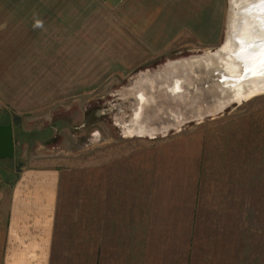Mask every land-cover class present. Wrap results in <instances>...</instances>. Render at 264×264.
Wrapping results in <instances>:
<instances>
[{"label": "rangeland", "instance_id": "obj_1", "mask_svg": "<svg viewBox=\"0 0 264 264\" xmlns=\"http://www.w3.org/2000/svg\"><path fill=\"white\" fill-rule=\"evenodd\" d=\"M61 3L83 6L84 16L74 31L58 32V46L42 48V79L33 86L26 83L25 94L9 96V109L0 110V124L9 120L14 136V156L0 158V176L8 174L11 183L25 167L59 169L58 229L67 234L74 228L73 246L62 248L68 251V264L113 263L117 246L121 263L141 231L147 238V263L169 264L168 250L160 247L158 237L179 230V221L196 211L199 195L204 201L212 190L228 193L233 188L222 178L241 170L243 116L264 106L263 91L200 119L189 117L163 127L185 106L184 97L171 99L165 86L153 79H161L169 63L218 48L225 30L227 39L228 0H222L216 44L202 45L184 34L152 55L136 40L129 48L113 11L96 0ZM50 51L57 60L56 75ZM136 92L143 99L137 118L141 123L135 122L152 133H129L127 125L133 123L138 106ZM50 125L46 143L43 130ZM231 201H225L224 209L231 208ZM169 236L172 239L173 233ZM230 258L216 264H232Z\"/></svg>", "mask_w": 264, "mask_h": 264}, {"label": "crops", "instance_id": "obj_2", "mask_svg": "<svg viewBox=\"0 0 264 264\" xmlns=\"http://www.w3.org/2000/svg\"><path fill=\"white\" fill-rule=\"evenodd\" d=\"M96 1L113 11L118 30L130 40L129 48L136 40L146 54L167 49L184 34L199 44L214 45L221 31L222 0ZM61 5V0H0V110L9 109V96L25 94L26 83L33 86L42 79V48L58 46V32L74 31L83 18V6ZM54 55L50 51V64L57 62ZM57 72L56 64L53 75ZM260 107L243 116L241 170L222 178L233 188L228 193L212 190V197L202 201L199 187L196 211L179 221L176 233L162 230L159 245L168 250L169 264H216L225 257H231L232 264H264V106ZM59 175L55 167H25L12 187L0 185V264H49ZM228 199L232 206L224 209ZM239 202L242 213L236 214ZM141 232L133 238L135 246L129 235L132 245L121 263L117 246L113 263L106 264H150L143 247L147 238Z\"/></svg>", "mask_w": 264, "mask_h": 264}, {"label": "water", "instance_id": "obj_3", "mask_svg": "<svg viewBox=\"0 0 264 264\" xmlns=\"http://www.w3.org/2000/svg\"><path fill=\"white\" fill-rule=\"evenodd\" d=\"M231 1L228 0L227 18L229 13L233 11ZM235 7H237L238 16L234 18L239 24L240 21L241 24L244 22V12H246L247 7L256 8L255 19L257 21L264 20V3H261L260 0H240ZM248 12L250 14L254 13V11ZM232 40L238 48L240 42L237 38V32ZM225 42L226 30L225 37L220 44L223 45ZM221 45L213 51L205 52L201 57H192L169 63L165 66L161 79H153L156 83L165 86V91L171 99L176 101L179 94L184 97L182 101L185 106L176 111L179 114H175L173 118L168 119L170 121L164 124L163 127L170 123L176 125L177 122H182V120L189 117H191L190 119H200L209 113L218 112L230 103L243 101L253 89L251 81L263 79L261 83L264 84V39L253 44V46H256L255 50H252V52H255V60L253 61L234 56H232L233 59H230L227 55L228 50L221 48ZM237 48H234V53L238 56L241 47ZM247 84L251 85L247 86ZM262 88L264 89V87ZM135 95L137 96L138 106L135 107L136 111L133 113V123L127 125L130 130L129 133H152L151 128L147 129L144 125L139 124L141 122L137 119L138 110L143 96L140 92H136ZM137 120L139 123L135 122ZM157 128L161 129L162 126L157 124ZM13 156L14 136L12 124L11 122L0 124V158H12Z\"/></svg>", "mask_w": 264, "mask_h": 264}, {"label": "bare ground", "instance_id": "obj_4", "mask_svg": "<svg viewBox=\"0 0 264 264\" xmlns=\"http://www.w3.org/2000/svg\"><path fill=\"white\" fill-rule=\"evenodd\" d=\"M231 2L233 5L232 7L233 11L230 12L228 15L227 39L226 42L223 45H221V48L228 50L227 55L229 56L230 59H233L232 56H234L237 58L242 57L248 59L249 61H253L255 60V52H252V50H255L256 48V46H253V44H256L257 42H259V40L264 39V20L261 19L257 21L255 19L256 8L247 7L246 12H244L243 24H241V21L240 24L237 23L234 17L238 16V10H236L237 7L235 6L239 4L240 0H232ZM248 11H254V13L250 14ZM236 32H237L238 41L240 42L239 47H241L238 56L234 53V48H237V46L235 45V42L232 40V37L235 38ZM263 53H264V49H263ZM261 81H263V79L258 81H251L253 85V89L249 94H247L249 98L259 93H263L264 89L262 87H264V84H262ZM250 85L251 84H247V86ZM248 97H245L244 100L247 99Z\"/></svg>", "mask_w": 264, "mask_h": 264}, {"label": "trees", "instance_id": "obj_5", "mask_svg": "<svg viewBox=\"0 0 264 264\" xmlns=\"http://www.w3.org/2000/svg\"><path fill=\"white\" fill-rule=\"evenodd\" d=\"M7 122H9V120ZM52 127L53 126L50 125L46 128V130H43V132L45 134H44V138H42V139H46V140H43L46 143L50 141V135H51ZM45 131H47V132H45ZM36 135L37 134H35V136ZM18 176H19V173H17L15 175V177L11 181V183H9V181H7L8 180V178H7L8 174L0 176V178L2 177V179H3V182L0 180V185H9L10 187H12V185L17 180ZM239 203H240L239 207L237 209L235 208L236 214L242 213L241 202H239ZM60 205H61V202L59 201V198H58L57 206H56V213H55V220H54V228H53V235H52V242H51V252H50L49 264H68V258H69L68 251H66V252L62 251L63 250L62 248L64 245H66V247H68V248L73 246L74 228L71 229L72 225H70L71 230H69V233H67V234H66V232L60 233V231L58 229L57 216L59 214Z\"/></svg>", "mask_w": 264, "mask_h": 264}, {"label": "snow or ice", "instance_id": "obj_6", "mask_svg": "<svg viewBox=\"0 0 264 264\" xmlns=\"http://www.w3.org/2000/svg\"><path fill=\"white\" fill-rule=\"evenodd\" d=\"M261 3H264V0H260Z\"/></svg>", "mask_w": 264, "mask_h": 264}]
</instances>
